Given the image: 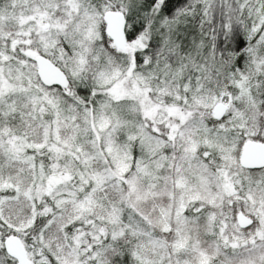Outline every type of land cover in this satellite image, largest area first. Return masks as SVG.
Returning <instances> with one entry per match:
<instances>
[{"label":"snow or ice","instance_id":"snow-or-ice-1","mask_svg":"<svg viewBox=\"0 0 264 264\" xmlns=\"http://www.w3.org/2000/svg\"><path fill=\"white\" fill-rule=\"evenodd\" d=\"M0 264H264V0H0Z\"/></svg>","mask_w":264,"mask_h":264}]
</instances>
